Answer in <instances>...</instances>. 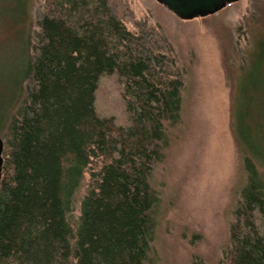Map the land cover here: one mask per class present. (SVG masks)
I'll list each match as a JSON object with an SVG mask.
<instances>
[{
	"label": "trees",
	"instance_id": "obj_1",
	"mask_svg": "<svg viewBox=\"0 0 264 264\" xmlns=\"http://www.w3.org/2000/svg\"><path fill=\"white\" fill-rule=\"evenodd\" d=\"M29 1L19 0L23 18L12 23L31 20L23 69L0 114V264H153L151 180L183 109L173 48L136 22L126 0H43L35 18ZM254 27L230 59L246 183L218 264H264V33ZM105 79L115 82L120 113L100 111Z\"/></svg>",
	"mask_w": 264,
	"mask_h": 264
},
{
	"label": "rangeland",
	"instance_id": "obj_2",
	"mask_svg": "<svg viewBox=\"0 0 264 264\" xmlns=\"http://www.w3.org/2000/svg\"><path fill=\"white\" fill-rule=\"evenodd\" d=\"M126 1L136 22L163 33L184 72L181 120L168 130L164 160L151 180L158 196L153 264H193L196 259L218 264L229 247L234 210L246 183L232 130L239 70L231 69L230 59L254 38L245 33L248 24L264 33V0H240L192 20L180 19L155 0ZM29 3L35 18L43 0ZM22 18L19 0H0V114L9 106L23 69L22 46L31 20L12 25ZM127 26L135 31L133 22ZM101 88L100 111L120 113L113 79H105ZM89 180L87 172L78 204Z\"/></svg>",
	"mask_w": 264,
	"mask_h": 264
},
{
	"label": "water",
	"instance_id": "obj_3",
	"mask_svg": "<svg viewBox=\"0 0 264 264\" xmlns=\"http://www.w3.org/2000/svg\"><path fill=\"white\" fill-rule=\"evenodd\" d=\"M165 6L182 20H192L198 17L214 15L223 10L227 5L240 0H155ZM4 141L0 136V185L4 165Z\"/></svg>",
	"mask_w": 264,
	"mask_h": 264
}]
</instances>
